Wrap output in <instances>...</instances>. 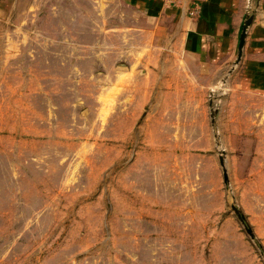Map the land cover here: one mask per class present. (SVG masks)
Segmentation results:
<instances>
[{
    "label": "rangeland",
    "instance_id": "rangeland-1",
    "mask_svg": "<svg viewBox=\"0 0 264 264\" xmlns=\"http://www.w3.org/2000/svg\"><path fill=\"white\" fill-rule=\"evenodd\" d=\"M183 32L0 0V264H264V94Z\"/></svg>",
    "mask_w": 264,
    "mask_h": 264
},
{
    "label": "crops",
    "instance_id": "crops-1",
    "mask_svg": "<svg viewBox=\"0 0 264 264\" xmlns=\"http://www.w3.org/2000/svg\"><path fill=\"white\" fill-rule=\"evenodd\" d=\"M123 1L149 19L169 16L182 21L188 46L201 51L208 63L217 61L222 71L225 61L235 58L246 18L254 15L237 68L251 90L264 94V0H181L175 8H167L163 0ZM195 3L200 5L199 13L191 17L189 11Z\"/></svg>",
    "mask_w": 264,
    "mask_h": 264
},
{
    "label": "water",
    "instance_id": "water-1",
    "mask_svg": "<svg viewBox=\"0 0 264 264\" xmlns=\"http://www.w3.org/2000/svg\"><path fill=\"white\" fill-rule=\"evenodd\" d=\"M254 15H248V17L246 18L245 22H244V26H243V30L240 36V43H239V54H238V58L236 63H238L241 60L242 54H243V48H244V44H245V38L247 35V29L249 28V26L251 25L252 21H253ZM226 178H227V174H226ZM251 232V231H249Z\"/></svg>",
    "mask_w": 264,
    "mask_h": 264
},
{
    "label": "built area",
    "instance_id": "built-area-1",
    "mask_svg": "<svg viewBox=\"0 0 264 264\" xmlns=\"http://www.w3.org/2000/svg\"><path fill=\"white\" fill-rule=\"evenodd\" d=\"M163 4L167 8H175L181 4V0H163ZM199 9H200V5L198 3H195L189 11L191 17L197 16V14L199 13Z\"/></svg>",
    "mask_w": 264,
    "mask_h": 264
}]
</instances>
